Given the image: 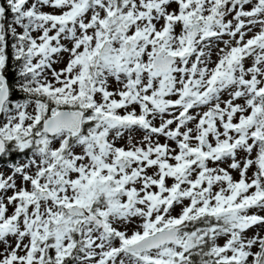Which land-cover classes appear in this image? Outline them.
<instances>
[{
	"label": "snow or ice",
	"instance_id": "6c2138e0",
	"mask_svg": "<svg viewBox=\"0 0 264 264\" xmlns=\"http://www.w3.org/2000/svg\"><path fill=\"white\" fill-rule=\"evenodd\" d=\"M0 264H264V0H0Z\"/></svg>",
	"mask_w": 264,
	"mask_h": 264
}]
</instances>
